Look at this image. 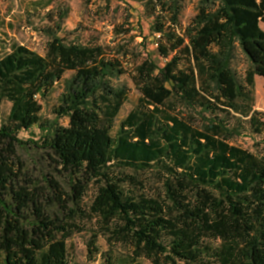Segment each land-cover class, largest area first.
<instances>
[{
  "label": "trees",
  "instance_id": "trees-1",
  "mask_svg": "<svg viewBox=\"0 0 264 264\" xmlns=\"http://www.w3.org/2000/svg\"><path fill=\"white\" fill-rule=\"evenodd\" d=\"M151 2L159 61L133 71L124 46L72 39L68 11H48L44 55L1 40L0 264H69L83 232L106 240L103 264H264V0H199L185 27V0ZM127 74L139 105L118 124ZM34 128L41 142L21 137ZM34 149L52 172L33 173Z\"/></svg>",
  "mask_w": 264,
  "mask_h": 264
},
{
  "label": "rangeland",
  "instance_id": "rangeland-1",
  "mask_svg": "<svg viewBox=\"0 0 264 264\" xmlns=\"http://www.w3.org/2000/svg\"><path fill=\"white\" fill-rule=\"evenodd\" d=\"M150 0H56L46 10L33 14L31 0H0V22L4 19L5 25L0 27V43L2 39H14L19 44L26 46L41 55L46 53L48 38L41 31L46 26V15L48 11L55 9L59 12L68 11V18L64 27L69 31L72 39H79L85 43L99 42L109 48L118 46L132 52L124 57V65L130 71L135 66L151 58L159 61L153 52L155 46L154 38L144 40L150 34V25L153 18L159 13L156 2ZM199 0H185L181 16L182 25L185 27L196 15V7ZM30 9L29 12L27 10ZM31 13V14H30ZM12 25H8V24ZM1 24V23H0ZM13 26L14 28H11ZM122 30L129 33H121ZM7 33L9 37L3 35ZM148 48H145V47ZM149 52V53H148ZM115 84L126 85L129 89V99L124 105L118 124L139 105L140 93L134 86L130 75H125L115 81ZM59 88L54 96L43 103L42 116L45 120H54V106L61 93ZM257 109L264 112V80L259 79L257 86ZM10 110V104L5 102L2 107V115L6 117ZM60 123L67 125L68 121L61 119ZM32 132V133H31ZM42 133L40 129L34 128L24 132L21 137L41 142ZM241 145L246 148L252 147L250 139L241 140ZM24 158L34 174L39 172H52L47 161L37 149L24 154ZM93 188L87 193L84 204L87 205L93 195ZM89 227V225H88ZM93 242V254L89 253V243ZM106 240L102 236H92L91 232L78 233L69 241V264H103L102 253L107 251ZM143 264H150L144 262Z\"/></svg>",
  "mask_w": 264,
  "mask_h": 264
},
{
  "label": "crops",
  "instance_id": "crops-1",
  "mask_svg": "<svg viewBox=\"0 0 264 264\" xmlns=\"http://www.w3.org/2000/svg\"><path fill=\"white\" fill-rule=\"evenodd\" d=\"M259 79L260 80H264L263 78H261V77H257V79H256V97H257V86H258V83H259ZM256 109H257V102H256ZM258 110V109H257Z\"/></svg>",
  "mask_w": 264,
  "mask_h": 264
}]
</instances>
